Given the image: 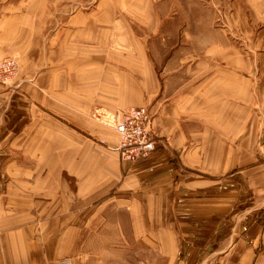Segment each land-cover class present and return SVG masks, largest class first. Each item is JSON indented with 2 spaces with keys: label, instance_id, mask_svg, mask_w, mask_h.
Here are the masks:
<instances>
[{
  "label": "crops",
  "instance_id": "0c3cea01",
  "mask_svg": "<svg viewBox=\"0 0 264 264\" xmlns=\"http://www.w3.org/2000/svg\"><path fill=\"white\" fill-rule=\"evenodd\" d=\"M22 1L0 0V58L19 56L18 77L0 81V264H57L65 257L66 234H72L73 251L81 256L86 249L82 234L92 233L96 219L98 241L102 240L97 250L104 251L96 254V264H140V248L146 246L140 241V217L149 204L154 209V203L191 202L197 184L207 202L212 183L227 190V199L235 203L242 171L250 174L249 185L260 186L264 193V163L257 151L264 141V102L257 103V69L240 65V51L225 50V35L208 39L204 60L170 71L175 83L168 102H153L151 113L152 129L162 143L131 162L93 140V134L106 132L116 146L118 134L111 118L124 109L119 107L122 99L114 111L112 101L93 98L97 83L92 81L74 85L71 94L52 86L56 91L49 99L42 97L48 95L49 85L44 92L42 84L35 88L30 82L33 71L24 63L31 57L29 29L23 22L27 14ZM33 35L29 32V38ZM183 69L185 79L180 75ZM91 114L100 122L111 116L110 123L98 125ZM204 115L210 116L207 121ZM187 123L194 124L193 131ZM241 151L248 153L243 161L237 156ZM263 212L256 207L250 211L254 221L248 229L250 235L254 229L255 237L248 244L234 237L225 245L217 236L225 232L224 225L206 224L197 232L213 235L212 241L170 242L174 256L158 264H264ZM111 218L119 221L108 222ZM109 231L116 239L107 236ZM227 232L240 234L241 228ZM177 233L188 232L177 227ZM160 244L154 241L153 248ZM193 249L216 256L190 257ZM116 250L131 251V257L129 252L125 258L113 257Z\"/></svg>",
  "mask_w": 264,
  "mask_h": 264
},
{
  "label": "rangeland",
  "instance_id": "374dc122",
  "mask_svg": "<svg viewBox=\"0 0 264 264\" xmlns=\"http://www.w3.org/2000/svg\"><path fill=\"white\" fill-rule=\"evenodd\" d=\"M21 4L27 14L23 22L25 29H29L26 42L31 50V57L24 63L33 71L30 82L35 88L42 84L45 92L49 85L48 95L45 92L42 97L51 99V92L58 89L71 94L74 85L92 81L97 83L93 98L107 103L112 101L114 111L117 100L122 99L119 102L123 104L119 107L126 109L125 106L140 105L152 113L153 102H168V94L175 83L169 79V73H174L170 71L204 60V51L210 46L208 39L219 34L228 39L225 50L240 51L238 59L242 67H256L257 103L264 102V0H23ZM29 32L34 33L33 38H29ZM25 69L24 74L28 71L27 67ZM185 73L184 69L180 72L183 79ZM18 74L19 59L15 76ZM52 86L56 90H52ZM162 89L164 91L160 93ZM41 92H36L39 100ZM85 109L89 113L88 106ZM110 117L104 118L102 123L94 115L92 119L98 125H104L110 123ZM152 117L151 114L150 125ZM209 117L203 116L205 121ZM187 124L188 131H193L194 124ZM93 135L99 146L108 150L111 146L113 150L106 132ZM196 140L201 141V138ZM239 155L243 161L248 153L241 151ZM241 173L238 176L241 189L235 203L227 199V190L212 183L207 202L197 184L191 202L167 201L161 206L154 203V209L149 204L145 216L140 217V241L146 244L140 248V264L163 263L173 257L175 250L170 242L192 238L199 245L208 238L207 241H212L213 235L197 232L206 224L224 225L225 232L217 236L225 245L234 237L246 244L251 242L255 234L254 229L253 234H249L248 226L254 221L249 218L250 211L255 207L264 211V193L260 186L249 185L248 172ZM233 210L235 217H232ZM116 220L119 221L111 218L108 222ZM97 224L96 219L92 233L87 230L82 234L81 241L86 242V249L82 250L81 256L73 251L72 234H66V248L62 254L70 257L74 264H96V254L104 253L97 250L98 243H102V240L98 241ZM234 226L241 228L240 234L227 232V228ZM177 227L186 228L188 233L178 234ZM191 228L196 233L191 234ZM107 236L117 237L111 231ZM218 237L217 241H221ZM154 241H161L160 247L153 248ZM127 252L131 257V251L122 250L113 251V257L125 258ZM207 252L210 250L202 253L200 249H193L188 255L194 258L216 256ZM179 256H183V250Z\"/></svg>",
  "mask_w": 264,
  "mask_h": 264
},
{
  "label": "built area",
  "instance_id": "2783aa9c",
  "mask_svg": "<svg viewBox=\"0 0 264 264\" xmlns=\"http://www.w3.org/2000/svg\"><path fill=\"white\" fill-rule=\"evenodd\" d=\"M18 61L14 56L0 59V81L9 83L16 75ZM151 113L145 106H129L116 113L112 125L118 134V142L113 147L120 157L135 161L157 149L162 138L152 129ZM259 160L264 163V141L258 148ZM47 264V263H42ZM57 264H74L70 257H62Z\"/></svg>",
  "mask_w": 264,
  "mask_h": 264
}]
</instances>
